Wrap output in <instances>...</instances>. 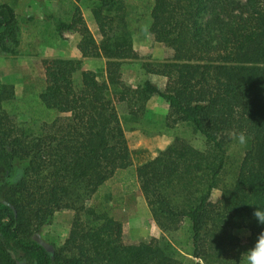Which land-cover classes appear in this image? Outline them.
<instances>
[{
    "label": "trees",
    "instance_id": "trees-1",
    "mask_svg": "<svg viewBox=\"0 0 264 264\" xmlns=\"http://www.w3.org/2000/svg\"><path fill=\"white\" fill-rule=\"evenodd\" d=\"M19 1L0 0V45L11 54L9 43L21 45ZM144 8L171 59L156 62L135 49L131 13ZM93 15L100 43L79 9L70 23L51 16V38L81 34L82 59L45 60V78L30 79L21 99L0 82V264H241L264 232L254 216H264V0H94ZM29 23L32 40L46 39L48 27ZM89 59H105V70L84 71ZM133 62L165 78V89L127 85L123 68ZM156 97L170 108L164 122L146 118ZM118 105L128 109L124 119ZM136 131L174 143L136 167L126 137ZM241 134L245 158L214 202L228 147ZM195 136L206 140L205 151L190 143ZM17 164L24 176L12 183ZM128 173L161 239L125 242L115 214L125 201L110 189L114 180L128 184ZM64 210L75 212L72 231L51 254L35 236ZM237 221L251 232L246 245L233 234Z\"/></svg>",
    "mask_w": 264,
    "mask_h": 264
},
{
    "label": "rangeland",
    "instance_id": "rangeland-1",
    "mask_svg": "<svg viewBox=\"0 0 264 264\" xmlns=\"http://www.w3.org/2000/svg\"><path fill=\"white\" fill-rule=\"evenodd\" d=\"M11 1L3 0V3H11ZM18 4L17 14L21 26L19 34L21 45L8 44V47L16 52L15 54L5 52L0 45V82L13 86L16 97L21 99L25 86L30 79L41 80L45 78V60L73 59L79 41L80 44L82 42V36L79 33H66L64 39L51 38L53 37L51 35L55 31V23L51 18L52 15L57 19L70 23L76 15L77 9H79L86 25L98 43L102 41V36L93 15L94 0H83L81 3H76L74 0H20ZM30 18L38 21L39 26L48 27L46 39L40 43L31 38V35L35 31L29 23ZM131 19L135 49L142 57H150L151 60L156 62L173 57V52L164 45L156 43L150 34L152 20L147 15L146 8L131 13ZM79 53L81 54L80 50ZM89 61L87 68L83 67L84 71L85 69H92L93 71L100 72L106 68L107 62L105 59H89ZM123 75L125 83L132 87H138L146 81H151L161 90H164L167 84L165 78L148 75L142 69V63L140 62L126 64L123 68ZM75 81L77 87L82 86V73H78L75 76ZM117 108L124 119L128 113L127 107L125 105H118ZM169 110L168 103L156 97L148 104L146 118L151 121L164 122L169 114ZM62 117L67 118L69 116L63 115ZM18 121L21 124H25L29 122V119L20 117ZM35 130H38V128ZM145 137L142 139L143 141L131 138L132 147L134 146L136 147L135 149L141 151L147 150L144 147H148L147 144L149 143V149H159L160 146L157 147L155 145L157 143L155 138L160 136ZM144 141L149 142L145 144L146 142ZM190 143L198 150L205 151L207 149L206 140L202 136L193 137ZM246 145V142L241 144L238 139H234L230 143L228 147L227 168L222 176L221 188L213 194L214 202L221 199L222 188L226 185H231L235 181L245 158ZM132 173L134 174V172ZM126 175L130 179L128 184L124 185L114 180L111 182L110 189L114 197L125 201V208L115 212L118 219L124 222L125 242L127 244H139L150 242L155 238L161 239L166 235L155 222L141 191L140 184L137 182V178L129 173ZM23 176L24 167L17 164L10 182L17 183ZM74 219V211L64 210L58 212L53 222L43 227L35 236V240L53 254L57 247L64 245L68 240ZM237 236L246 245L251 237V232L247 230L246 234Z\"/></svg>",
    "mask_w": 264,
    "mask_h": 264
},
{
    "label": "crops",
    "instance_id": "crops-1",
    "mask_svg": "<svg viewBox=\"0 0 264 264\" xmlns=\"http://www.w3.org/2000/svg\"><path fill=\"white\" fill-rule=\"evenodd\" d=\"M80 44V41H79ZM79 44L77 46V51L75 54V57L73 59H82L81 54L79 53ZM89 60H85L84 61V66L85 68H87L88 64H89ZM84 69V68H83ZM85 71H93L92 69H85ZM146 135L144 133H142L141 131H136V132H126V137L127 140L129 142V147H130V151H131V155H132V159L133 162L135 164L136 167L142 166L147 164L148 162H151L153 160H155L160 152H163L165 150H167L170 146L173 145L174 143V139L173 138H169L166 136L163 137H158L155 138V140H157L156 142V146H160L159 149H149V141H144L146 142L145 144L148 145V147H144V149L146 148L147 150H137L135 149L136 147H132V143H131V138H135L136 140H141L144 139ZM148 137V136H147ZM146 138V137H145Z\"/></svg>",
    "mask_w": 264,
    "mask_h": 264
},
{
    "label": "clouds",
    "instance_id": "clouds-1",
    "mask_svg": "<svg viewBox=\"0 0 264 264\" xmlns=\"http://www.w3.org/2000/svg\"><path fill=\"white\" fill-rule=\"evenodd\" d=\"M239 142L244 144L246 142V137L241 134L239 136ZM254 216L257 223L264 227V216H261L256 211ZM238 227L233 230L234 235H244L247 232L246 226H239L240 222L237 221ZM241 264H264V232H261L257 238L254 247L244 253L241 257Z\"/></svg>",
    "mask_w": 264,
    "mask_h": 264
}]
</instances>
